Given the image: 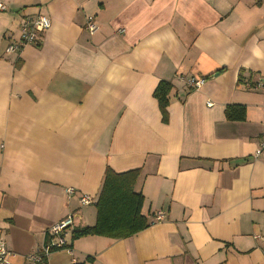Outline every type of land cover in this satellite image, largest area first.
<instances>
[{
  "label": "crops",
  "instance_id": "1",
  "mask_svg": "<svg viewBox=\"0 0 264 264\" xmlns=\"http://www.w3.org/2000/svg\"><path fill=\"white\" fill-rule=\"evenodd\" d=\"M0 4V236L12 264H264L258 0ZM38 14L51 27L8 53ZM192 77L206 81L192 88ZM161 81L172 85L166 114L155 96ZM228 105L245 106V120H228ZM108 169H139L150 225L121 239H75L74 229L96 221V203L80 197L97 200ZM159 210L166 217L153 223ZM69 214L71 250L29 262Z\"/></svg>",
  "mask_w": 264,
  "mask_h": 264
},
{
  "label": "trees",
  "instance_id": "2",
  "mask_svg": "<svg viewBox=\"0 0 264 264\" xmlns=\"http://www.w3.org/2000/svg\"><path fill=\"white\" fill-rule=\"evenodd\" d=\"M223 70L224 68L219 71ZM171 87L172 85L169 82L161 81L155 90V96L159 100L164 114L167 112L166 107ZM226 117L228 120H245V106L228 105ZM138 175L139 169L125 172H115L108 169L95 204V224L74 229L73 238L99 235L121 239L130 237L148 227L150 225L148 218L142 212L145 197L142 192L135 190ZM88 260H91V258L89 257Z\"/></svg>",
  "mask_w": 264,
  "mask_h": 264
},
{
  "label": "built area",
  "instance_id": "3",
  "mask_svg": "<svg viewBox=\"0 0 264 264\" xmlns=\"http://www.w3.org/2000/svg\"><path fill=\"white\" fill-rule=\"evenodd\" d=\"M264 9V0H258ZM4 6L0 4V9ZM52 25L51 18L44 15L38 14L36 17H26L20 28V40L16 43L9 44L7 46V52L13 53L23 49L27 44L36 43L39 32L48 30ZM86 28L90 33H94L98 29V24L93 20L92 17L87 19ZM206 78L204 77H192L188 79V84L192 88H200ZM212 105V103H208ZM264 154V136L261 139L260 145L254 152V156L257 158ZM67 194L71 195L73 188H68ZM96 199L88 194H84L80 197V203L83 206L91 205L96 203ZM166 215L163 210L156 211L154 213V222H160L165 219ZM74 215L69 214L67 217L59 220L58 222L51 225L47 231V240L41 246L36 248L32 253L26 255V259L29 262H42L52 252L59 249L71 250L70 245L67 242L68 228L74 222ZM258 237V236H257ZM12 252L7 248L5 240L0 236V264H12L11 261Z\"/></svg>",
  "mask_w": 264,
  "mask_h": 264
},
{
  "label": "rangeland",
  "instance_id": "4",
  "mask_svg": "<svg viewBox=\"0 0 264 264\" xmlns=\"http://www.w3.org/2000/svg\"><path fill=\"white\" fill-rule=\"evenodd\" d=\"M93 206H94V205H93ZM93 206H90V207H89V209H91V210H92Z\"/></svg>",
  "mask_w": 264,
  "mask_h": 264
}]
</instances>
